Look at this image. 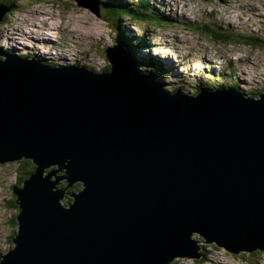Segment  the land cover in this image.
<instances>
[{
	"label": "water",
	"instance_id": "water-1",
	"mask_svg": "<svg viewBox=\"0 0 264 264\" xmlns=\"http://www.w3.org/2000/svg\"><path fill=\"white\" fill-rule=\"evenodd\" d=\"M117 49L102 73L0 50V163L38 166L0 264H170L201 258L195 236L264 252V94H171Z\"/></svg>",
	"mask_w": 264,
	"mask_h": 264
},
{
	"label": "rangeland",
	"instance_id": "rangeland-1",
	"mask_svg": "<svg viewBox=\"0 0 264 264\" xmlns=\"http://www.w3.org/2000/svg\"><path fill=\"white\" fill-rule=\"evenodd\" d=\"M88 1H17V7L12 9L5 22L0 24V39L3 40L7 31L16 30L20 44L1 42V46L8 47V50L3 51H8L13 57L37 56L40 60L43 58L52 61L54 65L79 63L95 71L106 69L110 64L105 51L114 46L115 32L102 14L97 16L91 11L97 8V5H93L94 0L89 3ZM123 1L126 3L128 0ZM129 2L131 3V0ZM150 2L158 9V14L179 15L188 20L186 24L174 23L173 27L161 25L160 28L170 29L160 32L156 29L160 35L153 36L151 27L143 26L146 31H150L146 33L148 35L145 36V41L154 48L153 50L149 47L146 50L149 52L148 57H152L150 54L156 55L157 60L161 62H166L167 57L176 59V82L167 87L170 91L175 89L172 94L193 96L192 87H195V84L192 82L207 90L205 83L208 78H211V81L215 80L221 73L220 63L227 67L232 63L239 64L237 74L232 79L229 77L225 83L241 84L242 80L244 83L242 87L256 93L264 92V46H252L250 45L252 40L236 37H232V41L228 43H216L211 32L204 27L207 23L217 32H221V29L231 30L234 34L262 38L264 37V0H200L193 4L191 0H150ZM131 4L132 7L136 5ZM127 27L129 31L133 30L137 33L140 32L141 26L134 24ZM22 31L30 34L26 35ZM44 33L51 37L44 36ZM85 34L88 35L86 38ZM10 37L7 36L8 41ZM46 40L51 41L49 47L42 44ZM179 41L180 43H177ZM248 41L250 43H247ZM159 50L161 53L158 52ZM146 51L138 48V53H146ZM182 57L186 61L183 62ZM198 63H202L201 71L186 68L190 64ZM225 72L229 74L227 70ZM221 89L225 88L221 87ZM18 168L19 162L0 163V259L12 248V238L18 228L16 217L19 207L13 192V187L17 183ZM195 239L202 241L198 242L204 248L203 251L201 250L202 257L197 260L178 258L170 264H264V252L231 254L214 244L204 243L199 236H195Z\"/></svg>",
	"mask_w": 264,
	"mask_h": 264
},
{
	"label": "trees",
	"instance_id": "trees-1",
	"mask_svg": "<svg viewBox=\"0 0 264 264\" xmlns=\"http://www.w3.org/2000/svg\"><path fill=\"white\" fill-rule=\"evenodd\" d=\"M17 1H19V0H0V5L7 7V8L11 7L14 10L17 7V5H16ZM142 6L144 8L146 7L144 4H142ZM102 10L105 13V18L107 19L109 25L111 26V29L115 32V35H116L115 37H117L119 42L122 43L128 49V51L131 53V55L133 56L135 61L141 62L140 59H136L137 58V56H136L137 50H136L135 45H133L130 42V40L128 38H126L125 33L123 32V27L120 23L124 20L119 19L120 14L122 12L129 11L130 14H134L132 12V10H129L128 6H126L122 2V0H105V3L102 6ZM142 11H148V9H143ZM10 13H8V15ZM146 18H148V15H146L145 12L138 13V21L146 22L147 21ZM206 26L210 31H212L214 33V34H212V33L211 34L213 35L215 42L228 43V42L232 41V37L234 36L238 39L252 40V43L250 44L252 46H258V45L264 46V37H262V36H261L262 38H255V37L247 36L245 34H234L231 31H226V32L220 34V33L215 32L213 29H211L209 27V25H206ZM240 35H241V37H240ZM247 43H250V42L248 41ZM28 57H32V55H29ZM141 64L145 65L146 67H148V66L157 67L158 66L152 60H146L144 62H141ZM137 65H140V64H137ZM108 70H109V66L106 69H101L100 71L105 72ZM147 73L157 81H159L161 78L164 77V75H163L164 73L161 71V69L160 70L150 69L149 71H147ZM219 84H222V83H219ZM201 89H202V87H201ZM203 91H204V89H203ZM195 92H197V89H195ZM249 94L251 96L258 97L260 93L249 91ZM18 162H19V168L17 171V183L14 187H22L24 185V182L30 177V175L34 172V170L36 168L31 160L24 159V160H21ZM62 186L64 187V186H66V184L64 183V184H62ZM14 187H13V189H14ZM80 188H81L80 184H75L72 187H70L68 189V195H66L63 203L65 205H68L72 200L71 194L79 191ZM257 252L258 251H256L255 253H257Z\"/></svg>",
	"mask_w": 264,
	"mask_h": 264
},
{
	"label": "bare ground",
	"instance_id": "bare-ground-1",
	"mask_svg": "<svg viewBox=\"0 0 264 264\" xmlns=\"http://www.w3.org/2000/svg\"><path fill=\"white\" fill-rule=\"evenodd\" d=\"M132 1V0H131ZM185 1V0H184ZM195 1H200V0H191V4H193V3H195ZM202 1V0H201ZM89 2H91V0H89L88 1V3ZM138 2V1H137ZM139 3V2H138ZM155 5V4H154ZM170 5V4H169ZM186 6V5H185ZM155 8V7H154ZM135 9H136V5H135ZM175 9V8H174ZM191 9V8H190ZM132 10V9H131ZM82 21V20H81ZM0 24H1V22H0ZM161 25L162 24H160V22H158V30H159V32L160 31H162L163 29H160V27H161ZM160 26V27H159ZM34 27H37V25H34ZM52 30H53V27L51 28ZM205 29L207 30V31H209V32H211L212 34H213V32L212 31H210L208 28H207V26L205 27ZM39 30V29H38ZM214 30V29H213ZM222 31L221 32H217V31H215V32H217V33H220V34H222V33H224V32H226L225 30H223V29H221ZM16 31V30H15ZM14 31V32H15ZM154 31H156V29H154ZM229 31H231V30H229ZM159 32H156L154 35H160V33ZM232 32V31H231ZM22 33H24V34H30V33H27L26 31H22ZM9 34H11V32H9ZM21 35V34H20ZM85 36V38H86V36H88V35H84ZM51 37V36H50ZM162 37V36H161ZM234 37V36H233ZM85 38H83V39H85ZM19 38H18V35L16 34V32H15V34H14V36L12 37H10V42H12L13 44L14 43H16L17 41L16 40H18ZM30 39V38H29ZM49 40H51V39H49ZM49 40H46V41H44L42 44H45L46 46L45 47H49L50 46V42L51 41H49ZM41 43V42H40ZM177 43H180V41L179 42H177ZM216 43H218V42H216ZM14 47V46H13ZM53 49V48H52ZM33 51V50H32ZM47 51V50H46ZM156 51V50H155ZM159 53H161L160 52V50L158 51ZM165 52H168V50H165ZM147 53V54H146ZM143 52V53H136V56H137V58L136 59H143V58H148V54H149V52ZM6 54H8V51H6ZM144 54H146V55H144ZM156 56V55H155ZM156 58H158L157 56H156ZM2 60H4V58H2ZM159 61V60H158ZM65 64V63H64ZM60 65V67H62V68H67V65ZM165 64H168V65H173V66H177V62H176V59L175 58H169V57H167L166 58V62H165ZM173 82V83H172ZM174 82H176V80H175V73H174V75H172V76H170L169 78H167V79H165L164 77L163 78H161V81H160V83H159V85H160V87H161V89L163 90V91H165V92H169V93H173L174 91H175V89L174 90H169L167 87L169 86V85H173L174 84ZM205 85V84H204ZM206 86V85H205ZM205 89H207L206 87H205ZM173 91V92H172ZM204 91H207V90H204ZM212 93H215V92H212ZM184 96H187V95H184ZM16 162H18V161H16ZM35 165V164H34ZM35 167H36V165H35ZM37 168H38V166L35 168V170H34V172L33 173H35L36 172V170H37ZM30 178V177H29ZM28 178V179H29ZM27 179V180H28ZM65 187V186H64Z\"/></svg>",
	"mask_w": 264,
	"mask_h": 264
}]
</instances>
